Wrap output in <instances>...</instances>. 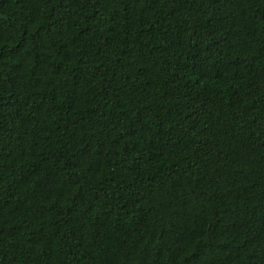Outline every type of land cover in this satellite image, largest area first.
<instances>
[{
    "label": "trees",
    "instance_id": "16d2710c",
    "mask_svg": "<svg viewBox=\"0 0 264 264\" xmlns=\"http://www.w3.org/2000/svg\"><path fill=\"white\" fill-rule=\"evenodd\" d=\"M0 264H264V0H0Z\"/></svg>",
    "mask_w": 264,
    "mask_h": 264
}]
</instances>
